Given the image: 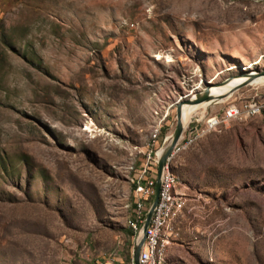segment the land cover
Listing matches in <instances>:
<instances>
[{"label":"rangeland","instance_id":"374dc122","mask_svg":"<svg viewBox=\"0 0 264 264\" xmlns=\"http://www.w3.org/2000/svg\"><path fill=\"white\" fill-rule=\"evenodd\" d=\"M263 70L264 0H0V264L126 256L128 169L151 130L163 150L177 105ZM250 101L260 114L171 161L190 196L177 264H264V81L183 135Z\"/></svg>","mask_w":264,"mask_h":264},{"label":"built area","instance_id":"2783aa9c","mask_svg":"<svg viewBox=\"0 0 264 264\" xmlns=\"http://www.w3.org/2000/svg\"><path fill=\"white\" fill-rule=\"evenodd\" d=\"M260 111L261 106L257 102L250 101L242 107L232 105L222 114L211 116L205 122H202V119H190L188 136L185 137L182 133L181 140L166 159L162 170L158 201L145 231V240L139 252L138 264H177L168 260L167 249L174 242V238L178 236L176 221L186 211L190 213V206L188 205L189 196L179 189V178L170 168L174 156L206 134L224 128L229 122L241 119L243 116H256L260 114ZM160 135V126L151 130L146 143L144 162L139 170H136L134 166L128 169V173L131 175L129 183L132 191L130 200L125 205L126 225L132 233L134 244L139 241L142 235L143 225L155 194L157 165L160 157L158 152L162 150L154 149L158 147ZM168 139L169 137H165L164 142ZM94 264H103V262L95 261Z\"/></svg>","mask_w":264,"mask_h":264},{"label":"water","instance_id":"95a60500","mask_svg":"<svg viewBox=\"0 0 264 264\" xmlns=\"http://www.w3.org/2000/svg\"><path fill=\"white\" fill-rule=\"evenodd\" d=\"M250 75L252 77L257 76V77H264V70L263 71H257L253 74H247ZM250 82H243L239 85H236L231 91H236L241 87H244L246 85H248ZM231 93V92H230ZM210 101V97L209 95H207L206 93H203L201 95H195L194 99H190L189 101H187V103L190 105H199L202 103H207ZM183 133V125L181 123V105H177L176 107V128L173 132V135L170 139L169 144L161 151L159 160H158V165H157V180L155 183V194L153 197V202L151 207L149 208V211L147 213L146 216V220L145 223L143 225V229H142V235L139 239V241L137 243H135L132 247V252H131V262L132 264H138V256H139V252L140 249L144 243L145 240V231L146 228L149 225L151 216L153 214V210L156 207L157 201H158V195H159V190H160V176L162 173V170L165 166L166 163V159L170 156V154L172 153V150L174 149V147L177 145V143L179 142L181 135Z\"/></svg>","mask_w":264,"mask_h":264},{"label":"crops","instance_id":"0c3cea01","mask_svg":"<svg viewBox=\"0 0 264 264\" xmlns=\"http://www.w3.org/2000/svg\"><path fill=\"white\" fill-rule=\"evenodd\" d=\"M188 205L190 206V196L188 199ZM175 226L178 230V236L174 238V242L167 249V257L170 262L184 261L183 255H190V213L187 211L176 221ZM130 243L126 256L123 257H109V259L101 260L103 264H131L127 257L132 252L133 237H129ZM189 261V260H188ZM91 264H94L93 262Z\"/></svg>","mask_w":264,"mask_h":264},{"label":"bare ground","instance_id":"6f19581e","mask_svg":"<svg viewBox=\"0 0 264 264\" xmlns=\"http://www.w3.org/2000/svg\"><path fill=\"white\" fill-rule=\"evenodd\" d=\"M251 74H253V73H251ZM263 81H264V77H257V76L252 77L250 75H239L237 78L232 79L231 81H229L226 84L215 85V86L208 87L206 89V91H203V92H207L206 94L209 95V97H210V101L209 102L202 103V104H199V105H190V103L189 104L187 103V104H184V105L181 104V123H182V125L184 126L186 124V122L189 120V118H191V116L199 108L206 107V106L211 105L213 103L217 104L222 99L227 97L230 94L231 90L236 85H239V84H241L243 82H250V85L251 84L260 85V83H263ZM158 154H161V151L158 152Z\"/></svg>","mask_w":264,"mask_h":264},{"label":"trees","instance_id":"16d2710c","mask_svg":"<svg viewBox=\"0 0 264 264\" xmlns=\"http://www.w3.org/2000/svg\"><path fill=\"white\" fill-rule=\"evenodd\" d=\"M130 235H132V233L130 232ZM128 261H131L130 255L127 257Z\"/></svg>","mask_w":264,"mask_h":264}]
</instances>
